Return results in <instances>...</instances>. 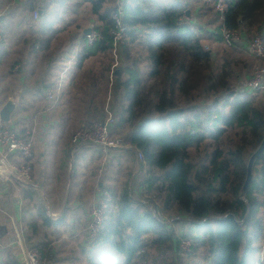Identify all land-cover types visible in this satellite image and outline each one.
Listing matches in <instances>:
<instances>
[{"label": "trees", "instance_id": "1", "mask_svg": "<svg viewBox=\"0 0 264 264\" xmlns=\"http://www.w3.org/2000/svg\"><path fill=\"white\" fill-rule=\"evenodd\" d=\"M118 11L126 32L115 49L109 31ZM64 14L78 17L65 29L59 26ZM0 16V62L12 54L7 49L21 26L28 35L12 48L20 57L6 62L9 70L67 47L74 54L71 66L86 67L81 78L89 83L87 98L99 92L104 99L98 100L101 111L90 105L97 116L87 124L111 113L116 120L110 133L126 144L103 168V184L110 185L100 192L116 201L99 237L89 241L84 232L66 252L79 251V264H161L168 253L169 264H264V90L242 87L251 74L228 51H243L226 48L220 36L222 28L246 39L262 32L264 0H225L222 14L205 0H0ZM86 29L98 34L90 46ZM211 44L224 48L220 62ZM254 60L264 65V59ZM7 91L0 76V107ZM40 95L22 94L27 102ZM31 105L15 103L10 120L21 115L31 123L25 118L36 111ZM113 162L120 168L115 177ZM125 174L131 179L124 180ZM137 179L133 197L140 204L145 196L141 207L133 206L129 191ZM33 192L26 188L24 198L37 199ZM36 209L41 224L28 225L25 245L41 253V264H54L47 234L40 243L31 241L53 226L41 203ZM182 239L189 241V252L180 248ZM149 251L156 259L155 253L146 256ZM0 252V264H17L10 249Z\"/></svg>", "mask_w": 264, "mask_h": 264}, {"label": "crops", "instance_id": "2", "mask_svg": "<svg viewBox=\"0 0 264 264\" xmlns=\"http://www.w3.org/2000/svg\"><path fill=\"white\" fill-rule=\"evenodd\" d=\"M7 52L10 54V49H7ZM10 55L9 61H13L14 57ZM73 55V51L67 48L63 52H52L51 57L38 54L39 59L36 61H32L30 57V62H25L27 64L23 68L17 64L9 70L8 63H3L0 68L2 83L9 92L7 101L13 102L14 105L19 101L31 103V106L36 108L33 117L25 115L31 123L22 120L21 115L9 119L10 122H6L7 124H3V120H0V129L4 126L19 133L23 128L34 130V155L31 168L33 182L37 186V190L33 193L37 199L24 198L23 192L26 188L29 189L28 187L13 179L5 181L2 178L7 174L8 167L2 161L1 155L4 150L0 147V234L2 235L0 246L2 245V250L10 249L15 254L17 264H20V254L18 248L13 245V236L20 238L26 246L28 225L41 224L36 209L38 203L47 210V218L53 226L43 231L40 229V234L37 237L33 236L31 241L40 243L45 232L47 238L52 240L49 246H53L54 252L51 254L58 259L54 264H79V251L77 255L74 253L76 249L71 252L66 251L73 247L75 238L84 233L89 222L88 208L100 194L103 185L109 184L108 180L103 184L104 174L99 173L103 158L101 152L76 147L71 140L72 133L86 125L93 116L90 105L97 104L99 107L100 98L104 103L103 96H100L99 92L96 97L87 98L89 83L81 78L86 67L71 66ZM94 71L97 72L98 69L95 68ZM60 78H63V84L59 88ZM11 82H14V85ZM43 85L48 86L47 90L56 94L57 98L45 99L46 95L44 96L41 91ZM37 90L41 95L36 96L31 102L29 100L27 102L22 96L26 92ZM9 160L18 165L22 163L13 155ZM109 177L110 174H106L105 178Z\"/></svg>", "mask_w": 264, "mask_h": 264}, {"label": "built area", "instance_id": "3", "mask_svg": "<svg viewBox=\"0 0 264 264\" xmlns=\"http://www.w3.org/2000/svg\"><path fill=\"white\" fill-rule=\"evenodd\" d=\"M215 11L222 14L225 9V0H205ZM37 12L33 13L34 19L37 18ZM113 26L109 31L112 36L113 47L116 49L119 44L124 41V34L126 32V26L121 20L119 11L112 15ZM220 36L222 42L229 48L241 47L242 49H248L250 54L255 58L264 59V30L252 39L241 38L239 32L229 31L226 29L220 30ZM85 42L90 46L97 39L98 34L96 31H91L87 35H84ZM244 41V42H242ZM244 47H247L246 49ZM63 84V78L58 80V87ZM243 88L251 91L264 90V66L254 67L251 77L243 83ZM46 98L49 100L56 99V94L47 90L45 93ZM116 118L108 113L106 119H95L90 123L83 125L72 133L71 140L76 147L84 149H94L101 152L102 166L99 169V173H103L104 165L111 154H118L126 146L123 145L121 140L112 138L110 128L115 123ZM34 130L31 128L25 129L22 133L12 131L8 129H0V147L4 150L1 157L2 161L7 165L8 171L5 179H13L17 183L28 187L29 189L36 191L37 186L33 182L31 162L34 155ZM17 156L22 163L15 164L9 160V157ZM142 160L141 154H137V166L140 165ZM132 191V190H131ZM115 197L108 192H100L96 197L93 204L90 206L89 222L86 226L85 233L89 241L96 240L104 225L107 212L115 205ZM140 204H146L145 200H141ZM176 219V218H175ZM171 219L168 221H172ZM159 220V219H158ZM161 223L163 221L159 220ZM168 221L166 223H168ZM169 222V223H170ZM13 245L18 248L20 254V264H41L42 255L36 249H31L24 246V243L20 238H16L13 241ZM180 248L185 251H190V243L186 239H182L180 242ZM263 253V254H262ZM261 261H264V250L261 252Z\"/></svg>", "mask_w": 264, "mask_h": 264}, {"label": "rangeland", "instance_id": "4", "mask_svg": "<svg viewBox=\"0 0 264 264\" xmlns=\"http://www.w3.org/2000/svg\"><path fill=\"white\" fill-rule=\"evenodd\" d=\"M61 18H62V20H63V25L62 24H60L59 26H63L64 28L63 29H65V27H66V24H69V23H75V21L78 19V17L75 15L73 18H68V15H66V14H64V15H61ZM23 26H21V28L20 27H18L17 29H16V33H19V34H14L15 36H13V38L11 37V46L9 47V49H10V52L12 53L11 55H10V57H14L13 59H15L16 57L18 58V57H20V55H15V53H14V49H12L15 45H16V42H18V41H21L22 39H23V37L24 36H27L28 34H27V32L22 28ZM19 28H20V31H19ZM19 31V32H18ZM257 35V34H256ZM19 37V38H18ZM18 39V40H17ZM250 39H252V38H250ZM242 42H244V41H242ZM211 47H212V49L214 50V52L216 53V55H217V60H219V57H220V54L219 53H221V51L222 50H224V48H222V47H220V46H215V44H211L210 45ZM214 47V48H213ZM218 48L219 50H217L216 48ZM226 48H228V49H231V48H229V47H226ZM238 48H240L243 52H241L240 51V53H237V52H235V51H231V50H229L228 52H229V54H230V59H232V60H237V61H240V62H242V64H244L245 66H246V69L245 70H243V73H245V74H247V75H249V74H251L252 75V73H253V70H254V67H256V66H258V67H261V65H257L258 64V62L257 61H255L254 59H256L255 57H253L251 54H250V52H249V50L248 49H246L247 47H244L245 49H246V51L244 50V49H242L240 46L238 47ZM53 48H51V50H52ZM65 49H67V47L66 48H64L63 47V49H62V52H63V50H65ZM137 55H139V53H137ZM252 56V57H251ZM32 57V56H31ZM254 58V59H253ZM39 59V56H37V60ZM10 60V58H7V60L6 61H4V62H0V68L3 66V63H6L7 61H9ZM32 61H36V60H33V58H32ZM218 62H220V60L218 61ZM146 62L144 61V62H142V58L140 57V60H139V66L141 67V68H145L146 67ZM253 66V67H252ZM264 66V65H263ZM252 72V73H251ZM243 82H245V81H243ZM148 87H149V85H148ZM242 87H243V84H242ZM110 98H111V95L109 96ZM107 99H108V96H107ZM97 109H99L100 110V107H98ZM96 109V110H97ZM101 111V110H100ZM99 111V112H100ZM99 112H97V114H99ZM96 113H93V116L91 117V118H94L95 116H97V115H95ZM112 138H114V137H112ZM114 139H117V138H114ZM118 140H121L122 141V139H118ZM122 143H123V141H122ZM123 145H126L125 143H123ZM124 150V149H123ZM122 150V151H123ZM122 163H125V161H126V159H125V157L123 156L122 157ZM114 163V162H113ZM119 166L118 165H115V163H114V168H113V170L111 171V175H112V177H114L116 174H117V172L119 171ZM122 172H125L126 170H121ZM5 177H6V175L4 174L3 175V179L6 181V179H5ZM123 177V179L124 180H126V181H128V180H130L131 178L128 176V174H125V176H122ZM9 180H11V179H9ZM137 182H138V179L136 180V183H135V185L134 184H132V186H131V190L129 189V191L132 193V195L131 194H129V195H131L132 197L134 196H136V194L138 193V185H137ZM120 186H123L122 185V183H120L119 184ZM0 187H1V184H0ZM142 192V190H140L139 191V193H141ZM144 192V191H143ZM145 193V192H144ZM133 197V199H132V204H133V206L134 207H141L140 206V204L137 202V200H136V198H134ZM141 199V198H140ZM141 200H145L146 201V199H145V196H143L142 197V199ZM140 200V201H141ZM0 210H1V202H0ZM111 210H113V208H111ZM152 212V211H151ZM153 212H154V215H155V210H153ZM263 215L264 216V208H262V210L260 211V215ZM170 221H168V223H169ZM103 229V228H102ZM186 228H184V230H185ZM13 234V233H12ZM179 233H178V231H176V235H178ZM14 235V234H13ZM1 236L2 235H0V239H1ZM9 237H11V236H9ZM13 240H16V238L13 236ZM1 247H2V245L0 246V251L2 250L1 249ZM27 247H29L28 245H27ZM29 248H31V249H35L34 247H29ZM4 251V250H3ZM18 253H19V250H18ZM153 253H155L154 255H153V258L154 259H156V252L155 251H149L147 254H146V256H151ZM0 254H1V252H0ZM263 254V253H262ZM166 257H167V260L165 261V259L161 262V264H166V263H171L173 260L171 259V258H173V255L172 254H170V253H168L167 255H166ZM176 262H177V264H179V261L180 260H175ZM174 261V262H175ZM159 261L158 260H156L155 262H153V264H157Z\"/></svg>", "mask_w": 264, "mask_h": 264}, {"label": "water", "instance_id": "5", "mask_svg": "<svg viewBox=\"0 0 264 264\" xmlns=\"http://www.w3.org/2000/svg\"><path fill=\"white\" fill-rule=\"evenodd\" d=\"M188 13V11H186ZM3 19V16H0V20ZM90 33V29L84 30L83 34L87 35ZM15 105L11 101H7L1 108H0V120L8 122L10 119V114L13 111Z\"/></svg>", "mask_w": 264, "mask_h": 264}]
</instances>
